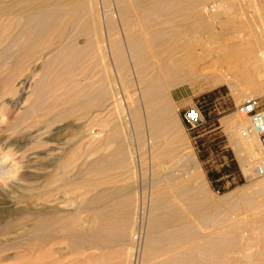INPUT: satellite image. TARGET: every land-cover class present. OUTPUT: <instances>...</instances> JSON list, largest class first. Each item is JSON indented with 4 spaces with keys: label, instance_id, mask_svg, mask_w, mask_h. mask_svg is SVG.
Returning a JSON list of instances; mask_svg holds the SVG:
<instances>
[{
    "label": "bare ground",
    "instance_id": "bare-ground-1",
    "mask_svg": "<svg viewBox=\"0 0 264 264\" xmlns=\"http://www.w3.org/2000/svg\"><path fill=\"white\" fill-rule=\"evenodd\" d=\"M228 5L235 7L236 12L228 11ZM243 6L251 7L255 15L237 18L238 8ZM250 21L259 23L258 40L247 34ZM194 30L211 35L216 49L201 53L188 50L183 41ZM3 42V93L23 100L25 105L19 106L21 119L31 121L24 124L20 134L27 135L32 151L47 147L46 161L35 167L47 172L27 174V179L35 182L25 187L29 192L35 190L28 198H41V203L34 211L17 207L19 219L34 216L29 226L21 223L12 231L8 230L11 224L4 225L6 232L0 233V263L12 262L20 255L22 259L12 263L58 264V222L65 212L60 209L62 189L71 187L80 170L100 175L97 181L79 178L83 185L94 181L93 186L98 187L108 170L118 171L126 164L127 171L135 173L141 159L136 153L134 156L129 142H139L145 135L152 155L148 192H140L135 198L134 194L114 195L109 189L97 193L91 190L95 195L89 203L120 201L112 202L115 207L106 210L103 207L107 204L95 209L98 224L88 228V235L83 226L78 227L82 232L77 231L80 244L87 242L94 251H102L112 244L124 243L126 263L134 264L139 225L145 218L147 234L143 247L147 264H264V177L249 195L237 196L235 202V192L220 198L212 196L194 154L187 145L180 144L171 130L167 100L169 90L197 79L208 86L223 82L230 87H249L235 94L239 102L264 94V80L260 78L264 74L261 0H0V45ZM9 50L13 60L3 64V56L7 57ZM25 72L28 74L19 78ZM111 110H115L119 128L130 123L135 135L122 134L118 128L103 130V135L94 131V127L109 125ZM70 117L75 121L96 119L94 123L74 125L72 118L69 120L73 123L66 122L64 127L74 128L85 140L84 158L81 156L79 164L72 154L67 156L70 146L59 147L61 143L54 136L60 133V127H52ZM227 123L243 171L253 175L260 155L258 139L241 136L240 130L248 121L240 116ZM6 143L0 140V180H13L20 173L21 162L10 151H4ZM35 154L27 159L29 163L40 156L39 152ZM105 181L110 183V179ZM116 203L119 207L125 205V220L116 222L123 211ZM68 219L62 229L66 235L74 236L76 231L67 229L73 222ZM92 249L88 255L93 254ZM112 256L113 253L104 252L97 261L103 264L104 257Z\"/></svg>",
    "mask_w": 264,
    "mask_h": 264
},
{
    "label": "rangeland",
    "instance_id": "rangeland-1",
    "mask_svg": "<svg viewBox=\"0 0 264 264\" xmlns=\"http://www.w3.org/2000/svg\"><path fill=\"white\" fill-rule=\"evenodd\" d=\"M261 1L264 3V0H261ZM221 3L224 4V2H220V4ZM226 9L228 11H231L232 9H234L235 12L237 10L235 7L231 8L229 5L226 6ZM238 9H239L238 10L239 13L236 15L237 18L245 19V17L255 15V13L253 12V9L251 7L243 6L242 8L239 7ZM258 29H259V23H257L256 21H250L249 23H247V29L246 30H247V34L249 35V38L254 39L257 37L256 39L258 40ZM210 36L211 35H209L208 33H202L200 31L194 30V31H191L189 33V35L184 39L183 42L185 43V46L187 47L188 50H193L195 53H201V52H204L206 50L216 49L214 47V45L212 44L213 40ZM2 46H4V42L1 43L0 50L2 49ZM6 55H7V57L3 56L4 57L2 59V61L4 60L3 64L5 63V61L11 62V60H13L11 58V55H13L12 50H9ZM5 66L3 65V68ZM9 72H10V70H7V73H9ZM4 73H6V71L0 72V77H1L0 78V102H1L0 107L4 110V112H2V110H0V112H2L0 114V120H1L0 121V140L7 142L6 143L7 145L5 146L6 149H4V151L5 150L10 151L12 154H14V156H17V159L21 162L20 163L21 168H20V173L16 176V178L14 177L13 180L12 179L0 180V223H1L0 224V233L6 232V230L4 229L5 224H8V225L11 224L9 226L8 230L14 231L18 228L17 226H19L21 223H25L29 226L31 224V222H33V217H34L33 215H28L26 218L27 220H25V219L21 220V219H19V217L17 215L19 208L22 209V207H28L31 210H33V209H37L39 207V204L41 203L40 197H39L40 199H38V197H32V198L29 197L28 198V195L31 192H35V190L29 192L28 190L25 189V187L27 185L28 186L29 185H35V182L29 181L27 179L28 178L27 174L28 175H32V174H36V173L44 174L45 172H47L44 170L40 171V170L35 169V167H39L38 163L40 165L41 163H43V161L44 162L46 161L47 157H45V150L47 147L46 148H44V147L39 148L36 150L34 149L35 151H32L31 150L32 143H28L27 138H26L27 135L26 134H24V135L20 134V131L24 130L23 129L25 126L24 124L26 122L31 121V119H29V120L27 119V121H25L26 119H21V113H20L21 110L19 109V106L21 107V105H25L24 103L22 104L23 100L19 99L18 96L15 97V95H13V94H6V93L4 94L3 93V88L1 87L2 86L1 81L3 79L2 76ZM26 74H28V72H25V74L21 75L19 78H23ZM263 75L264 74L261 73L260 78L264 80ZM26 88H28V85ZM249 89L250 88L246 87V86H241V87L240 86H232V87H230L228 84L223 83V82L220 84H217L215 86H208L201 79H197V80L191 82L190 84H184V85H180V86L172 88L171 90H169L168 98H167V100L169 101V107H170V113H171L170 114L171 130L174 132V135H176V137L180 140V144L187 145V147H188L187 150H190L194 154L198 170L201 171L203 177L205 178L207 185H208V189L211 192V195L216 197V198H220L221 196L223 197L227 194L235 192L234 198H233L234 202H235V200H237L238 197L241 198L242 195H243V197L249 195L254 190L255 184L258 181H260V179L262 180V177L256 176L254 174V172H252L253 175H250L248 172L243 171L242 161L240 160L241 156H240V154H238V152H237V150L233 144V141L230 138V134L228 131L227 120L232 119L234 116L239 117V115L236 113V107L242 103V102H239V100L235 97V94L237 92L245 91V90H249ZM15 99H16V101H15ZM253 99L257 100L259 105H262V103L264 101V94L261 96L257 95ZM10 100H11V102H10ZM5 105H7V107H5ZM188 108H195L201 113L202 124L195 129H188L186 127L183 119H182L183 111L185 109H188ZM110 112H111V116L109 119L111 121L109 122V125L105 128L99 127V126L94 127L93 129L95 132H100V134L103 135L104 134V132H102L103 130H106V129L109 130L110 129V130L114 131L118 128L119 130L120 129L124 130V131L120 130L121 133L124 132V134H126V132H127L128 134L132 133V135H135L134 134L135 130L132 129L133 127L130 123L123 126V127H125L124 129L122 126H120L121 128H119V126L116 124L117 120H115L116 116H117L115 114V110H113V112L111 110ZM4 113H5V116H2V114H4ZM2 117H5V118L2 119ZM72 118L73 117L68 118V121L66 119H64L61 122L54 123L52 125V127H54V126L56 128L60 127V130L62 132L59 130V132H60V133H58L59 136H58V134L54 136L55 139L61 143V145L59 147H61V148L64 147L63 149H66V148H69V146H70V150H69V153L67 156L71 157V154H72L73 158L76 159L77 164H79L82 161L81 156H82V159L84 158V152H83L84 150L83 149L85 148V140L80 139L81 138L80 134L78 132H76L74 130V128H64L67 125L66 122L70 123L72 121ZM113 118H114V120H112ZM240 118L242 120H245V121L247 120L245 117H240ZM73 121H74V125H79V124L84 125V124L90 123V121L94 123V122H96V119L92 120V118H91V120H90L89 118L88 119L83 118V119L75 121L73 118ZM71 123H73V122H71ZM9 126H11V127H9ZM89 126H91V125H89ZM144 136L139 142L138 141L136 142L135 140H131V139L129 142V143H131L129 146H131L130 148H131V151L133 152L134 156H136L138 154L139 158L141 159L140 163L142 166L137 163L135 173L131 174V172H128L127 171L128 166L126 164H124V167H126V168L123 167V168L119 169L118 171L113 170L114 172H112V170H108L107 172H105L102 175L101 179H102L103 183H101L98 187V185L93 186L92 182L97 181V178H98V180H100V175L96 174L95 176H93L94 174H86L85 172H82V170H80L79 176H78V174L76 175V177H78L77 178L78 180L75 178L74 181L70 183L71 187H66V188L62 189V192L59 195H61V197H62L61 198L62 205L61 204L60 205L63 207H61L60 209L65 210V212L63 214H61V216H59L60 220L58 222L59 229H60L59 230V238H58L57 245H56V248L58 249V252H57L58 255L56 254V258L58 259V264H76L77 262L79 264H86V263L87 264H95L96 262H97L96 264H101V263H98L97 260L100 258V255L103 254L104 252H108L109 254L113 253V256L111 259H107L106 257H104L106 259V261H105V259L104 260L102 259L101 262H103V264H113V263L114 264H117V263L118 264H127L126 263L127 258L125 256V255H127V248H126L127 245L126 244L122 243L119 246L112 244V245L108 246L106 249H103L102 251L101 250L94 251L90 247V245L87 244V242H85L87 245L85 243H83V244L81 243L82 245L80 244V242H79L80 234H77V231L79 233H82L78 227L83 226L82 227L83 231L86 232L85 234L88 235L87 230L91 229L92 227H97L98 220L96 218H98V216L95 217V215H97L96 210L98 209V207H100L99 210L103 209V208H104L103 210H106V209H109V208L114 206L112 202H114V204H115L116 201L118 203L120 201L119 199L118 200L116 199L115 201L114 200H112V201L106 200L103 205L100 203H89V199H91L90 197L95 195V194H93V192L97 193L98 191H102V190L108 191V189H109V191H112V193L114 192L113 193L114 195L125 196L127 194H130V195L134 194L133 197L135 196V198H137V196L139 195L140 192H145V193L148 192V190H149L148 171L150 170V167L152 165V161H150L151 160L150 157H152V155H151V150L146 146V142H145L146 137H144ZM132 137H134V136H132ZM120 139H123V136ZM135 144H136V146H135ZM63 145H65V146H63ZM134 146L137 148H135ZM18 151H19V153H18ZM163 151H165V150H163ZM38 152L40 155L38 157V159L39 158L40 159L38 160V159L33 158L34 159L33 160L31 158L32 162L29 163L27 159L30 157H34V155H36L35 153H38ZM135 153H136V155H135ZM238 155H239V157H238ZM21 157H23V158H21ZM160 157H162V156H160ZM19 158H21V159H19ZM152 160H153V158H152ZM125 163H126V161H125ZM122 169H124V170H122ZM191 171L192 170H189V172H191ZM21 172H24V173H21ZM127 172H128V174H127ZM108 173H111V174H108ZM83 176H85V178L89 179V181L91 179L94 181H91L88 183L85 182L86 184L84 183V185H83L82 181H81ZM116 176H118V178ZM80 177H81V179L79 181ZM109 179H110V183H107V181H105V180H109ZM134 181H135V184L133 183ZM78 182H80V183L78 184ZM37 183H40V181H37L36 184ZM59 183H60V181H57V183H55V184L58 185ZM72 184H74L75 186L74 185L72 186ZM87 184H90L93 187H89L90 185L87 186ZM81 186H82V188H81ZM83 186H84V188H83ZM94 188L96 191L94 190ZM128 188H130V189H128ZM132 188H134V189H132ZM66 189L67 190L69 189V190L67 191ZM91 190L93 192H91ZM131 191H133V192H131ZM21 192H23V193H21ZM81 194H83L84 196ZM34 198H35V200H34ZM37 199H38V201H36ZM68 200H70V201H68ZM33 201H35V202H33ZM65 203H67V204H65ZM118 203H116V205ZM69 204H71V206ZM106 204L108 206L110 204V206L108 207ZM31 205H33L34 207ZM104 205H106L107 207H103ZM17 207H19V208H17ZM101 207H103V208H101ZM117 207H119V204ZM121 207H123L121 209L123 211H122L121 215L120 214L117 215L118 220L115 219L116 222H119L120 220L126 219L125 213L127 214V211L124 212L125 205L124 204L120 205L119 208H121ZM224 207H226V205H224ZM119 208H118V210H120ZM71 213L73 214V216L71 215ZM67 218H69V219L71 218V220L68 219L69 222L73 221V222H71V224L74 223L73 224L74 226H72L71 224L67 225V229L71 228L73 232L76 231L75 233H73L74 236L70 235V233L69 234L67 233L70 236L66 235V232L62 229L64 222H68ZM28 221L30 223H28ZM94 223H95V225H94ZM140 223H141V225H139L140 230L138 233L139 234L138 235L139 240H137L138 243H137L135 253H134V256H136V257L133 260V263L134 264H142V263L147 264L148 261H147V258H145V252H144V247H143L144 246L143 243H145V236L147 234L146 231L144 232V230H146L145 229V225H146L145 218L144 219L142 218ZM215 225L216 224L213 225L214 228H215ZM216 227H217V225H216ZM73 228H74V230H73ZM77 244H79V245L76 246ZM112 248L113 249L115 248V249L113 250ZM90 249H92V251H91V252H93L92 255L87 254L90 252ZM115 253H117V254H115ZM116 255H117V257H116ZM85 257H87V258H85ZM91 257H92V259H91ZM114 257H115V259H114ZM19 258H20V260L22 259V257H20V255H19V256L15 257L13 259V261L17 262V261H19ZM85 259H87L86 261H88V262H86ZM93 259H94V261H93ZM112 259L114 262L110 261ZM6 261H7V263L10 261V263H8V264H15V263H12L13 261L11 262V260H4L0 264H7Z\"/></svg>",
    "mask_w": 264,
    "mask_h": 264
},
{
    "label": "built area",
    "instance_id": "built-area-1",
    "mask_svg": "<svg viewBox=\"0 0 264 264\" xmlns=\"http://www.w3.org/2000/svg\"><path fill=\"white\" fill-rule=\"evenodd\" d=\"M236 113L248 121L240 130L241 136H255L258 139L260 155L254 164L253 172L258 177H264V101L262 105L255 99L243 101L236 107ZM182 119L188 129H195L202 124L201 113L195 108L185 109Z\"/></svg>",
    "mask_w": 264,
    "mask_h": 264
},
{
    "label": "water",
    "instance_id": "water-1",
    "mask_svg": "<svg viewBox=\"0 0 264 264\" xmlns=\"http://www.w3.org/2000/svg\"><path fill=\"white\" fill-rule=\"evenodd\" d=\"M263 59H264V56H263Z\"/></svg>",
    "mask_w": 264,
    "mask_h": 264
}]
</instances>
